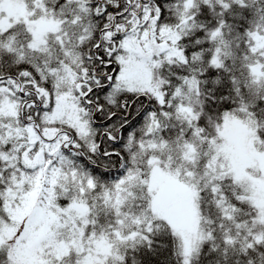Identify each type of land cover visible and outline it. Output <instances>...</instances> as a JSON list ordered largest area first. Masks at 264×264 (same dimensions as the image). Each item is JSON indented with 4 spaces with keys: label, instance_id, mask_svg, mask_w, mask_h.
Listing matches in <instances>:
<instances>
[{
    "label": "snow or ice",
    "instance_id": "snow-or-ice-1",
    "mask_svg": "<svg viewBox=\"0 0 264 264\" xmlns=\"http://www.w3.org/2000/svg\"><path fill=\"white\" fill-rule=\"evenodd\" d=\"M0 264H264V0H0Z\"/></svg>",
    "mask_w": 264,
    "mask_h": 264
}]
</instances>
